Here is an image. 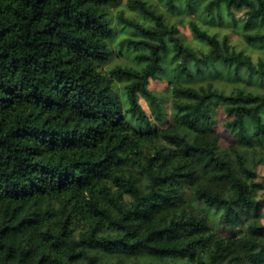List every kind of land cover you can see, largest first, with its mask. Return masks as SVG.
Returning a JSON list of instances; mask_svg holds the SVG:
<instances>
[{"label":"trees","instance_id":"16d2710c","mask_svg":"<svg viewBox=\"0 0 264 264\" xmlns=\"http://www.w3.org/2000/svg\"><path fill=\"white\" fill-rule=\"evenodd\" d=\"M120 1L0 0V264H264V59L208 28L240 10L264 47V0H202L189 34ZM221 73L248 87L195 83Z\"/></svg>","mask_w":264,"mask_h":264},{"label":"rangeland","instance_id":"374dc122","mask_svg":"<svg viewBox=\"0 0 264 264\" xmlns=\"http://www.w3.org/2000/svg\"><path fill=\"white\" fill-rule=\"evenodd\" d=\"M148 2L154 4L158 10L164 12L166 17L168 18L169 22L174 23V24H180L178 25L179 27L184 28L183 31L186 34H189V31L185 26H183L184 23H186L188 20H197L199 13L201 11V7L203 4V1H199L198 4L193 6V9L187 10L184 9L183 6L180 7L179 13H171L167 11L163 4H161L160 0H147ZM126 2L127 0H121L120 3L115 6L110 8V14L112 19L120 13L123 12L127 17H132L135 16L137 18H140L137 14H133L129 11H127L126 8ZM242 11L237 10V9H231V15H229L227 12L224 13V17L222 19H217L213 24H211L208 28L210 31L217 33L219 37L222 36H227L229 38L230 44L238 51H243L246 54H249L252 59L257 60L259 57H262L264 59V47H254L251 44H249L245 38V33L251 31L250 29L246 31L242 26H243V15L241 13ZM117 34V32H116ZM123 35L122 32L117 34V37ZM196 44V43H194ZM126 62L128 65H134L133 60L129 58H124L121 56H114L113 60H111L107 66H105V69H109L115 64H123ZM207 81L212 82L215 87L224 89L226 92H229L230 90L234 89L236 86H247L246 84L242 83L239 81V79H232L231 77L225 75L224 73H221L219 76H206L204 75L203 78H198L196 80V84H205ZM117 91L119 93V98L124 104V99H123V93H122V83L117 82ZM151 88L153 91H155L158 96L163 100L164 107L167 113V116L170 115V110H169V102L167 98V86L164 82L157 81L153 82L151 85ZM139 102L143 109L146 111L147 115L149 116L150 120L152 121L153 118L150 113V109L146 103V101L142 98H139ZM125 106V104H124ZM170 122V118H168V123ZM153 124L159 126L158 123L155 121L152 122ZM166 124V123H165ZM221 122L218 123L220 126ZM166 126V125H165ZM221 139L223 140L224 143H229L231 141V137L228 135V133L221 127H219L218 130ZM256 170H257V178L256 182L261 183L263 186V189L260 191L258 195V199L261 203L262 207V216H261V222L264 224V164H257L256 165ZM221 228V229H220ZM219 230L216 228V231L222 235L229 234L230 233V228L227 227H220Z\"/></svg>","mask_w":264,"mask_h":264}]
</instances>
